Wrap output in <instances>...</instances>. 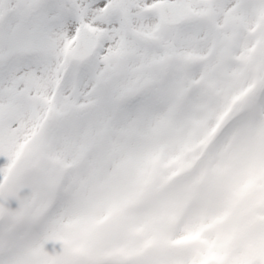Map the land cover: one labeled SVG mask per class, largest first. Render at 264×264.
<instances>
[{
	"label": "snow or ice",
	"instance_id": "obj_1",
	"mask_svg": "<svg viewBox=\"0 0 264 264\" xmlns=\"http://www.w3.org/2000/svg\"><path fill=\"white\" fill-rule=\"evenodd\" d=\"M0 264H264V0H0Z\"/></svg>",
	"mask_w": 264,
	"mask_h": 264
}]
</instances>
